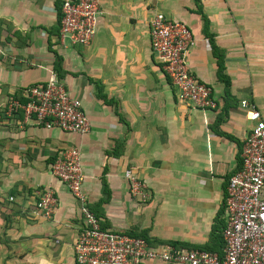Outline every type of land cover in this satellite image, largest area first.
Returning <instances> with one entry per match:
<instances>
[{"label": "crops", "instance_id": "obj_1", "mask_svg": "<svg viewBox=\"0 0 264 264\" xmlns=\"http://www.w3.org/2000/svg\"><path fill=\"white\" fill-rule=\"evenodd\" d=\"M62 2L0 0V264H78L80 203L52 172L70 148L81 153L82 189L105 230L222 256L228 180L252 127L241 102L264 119V0H101L86 46L61 42ZM158 13L192 31L188 64L216 109L179 100L152 52ZM52 75L81 101L88 134L9 113ZM129 172L146 185L147 202L131 196ZM43 190L58 200L50 219L36 207Z\"/></svg>", "mask_w": 264, "mask_h": 264}, {"label": "built area", "instance_id": "obj_2", "mask_svg": "<svg viewBox=\"0 0 264 264\" xmlns=\"http://www.w3.org/2000/svg\"><path fill=\"white\" fill-rule=\"evenodd\" d=\"M101 0H63L59 38L62 43L86 46L96 33ZM152 52L178 91L181 102L200 109H216L211 89L197 80L187 56L196 40L189 27L156 14L150 23ZM28 101H13L9 113L21 110L26 122L47 129L58 128L73 134L90 132V122L80 100L70 96L57 77L46 86L28 91ZM247 119L252 123L244 140L241 166L228 180L224 229V254L205 250H184L173 245L152 246L150 241L124 232L105 230L102 220L88 206L83 192L84 175L81 153L66 149L52 166V172L80 203L83 231L74 247L78 264H144L161 261L168 264H264V119L257 105L242 101ZM131 196L145 203L149 199L146 185L132 172L127 174ZM37 210L52 218L58 200L51 190L38 193Z\"/></svg>", "mask_w": 264, "mask_h": 264}, {"label": "trees", "instance_id": "obj_3", "mask_svg": "<svg viewBox=\"0 0 264 264\" xmlns=\"http://www.w3.org/2000/svg\"><path fill=\"white\" fill-rule=\"evenodd\" d=\"M219 66H220V69H219V78L222 80H225L224 82H226L228 84V81H226V78L225 76L223 75V65L222 63L219 61Z\"/></svg>", "mask_w": 264, "mask_h": 264}]
</instances>
